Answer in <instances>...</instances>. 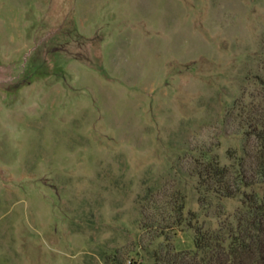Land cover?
Instances as JSON below:
<instances>
[{
  "label": "rangeland",
  "instance_id": "1",
  "mask_svg": "<svg viewBox=\"0 0 264 264\" xmlns=\"http://www.w3.org/2000/svg\"><path fill=\"white\" fill-rule=\"evenodd\" d=\"M259 76L264 0H0V264H133L177 188L216 226L192 156L231 163Z\"/></svg>",
  "mask_w": 264,
  "mask_h": 264
},
{
  "label": "trees",
  "instance_id": "2",
  "mask_svg": "<svg viewBox=\"0 0 264 264\" xmlns=\"http://www.w3.org/2000/svg\"><path fill=\"white\" fill-rule=\"evenodd\" d=\"M258 84L256 99L246 102L240 97L228 113L227 117L237 123L245 141L240 149L229 152L231 163H222L211 148L201 149L192 156L189 174L195 177L197 201L203 208L216 203L218 224L201 222L200 214L187 208L186 195L177 188L164 199L162 213L167 224L155 220L151 224L152 216L144 214L150 222H145L143 228L153 231V236L162 237L163 241L152 250L140 245L145 254L133 264H264L263 77L259 76ZM154 197L151 191L144 199L153 201L156 209L158 200ZM236 197L240 199V206L228 213L224 200ZM184 226L194 229L192 249L179 248L171 239L172 233ZM116 257L114 254V264H127V260L117 261Z\"/></svg>",
  "mask_w": 264,
  "mask_h": 264
}]
</instances>
